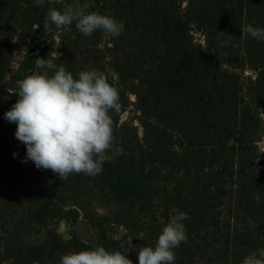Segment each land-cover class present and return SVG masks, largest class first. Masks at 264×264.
Here are the masks:
<instances>
[{"label":"trees","instance_id":"obj_1","mask_svg":"<svg viewBox=\"0 0 264 264\" xmlns=\"http://www.w3.org/2000/svg\"><path fill=\"white\" fill-rule=\"evenodd\" d=\"M77 2L82 4L85 0H66L68 5ZM14 5L13 0L0 3V29L4 22L14 19ZM111 8L113 11L109 16L122 23L124 31L116 37L117 42L112 48H106L108 56L89 41L90 37L77 30L74 21L70 25L75 27L72 31L78 40L87 44L66 48L64 55L54 59V63L63 65L74 78H78L76 74L80 71L104 72L109 83L119 89V106L130 104L139 112L142 143L136 137L114 135V147L122 148L118 154L129 157L127 161L131 165L134 160L141 167H158L164 172L178 165L215 168L210 188L192 191L196 193L192 207L178 198L181 191L188 199L190 191L180 184V188L177 186L179 196H175V201L183 205L184 213L192 216L211 211V215L209 222L203 224L204 229H187V241L177 249L175 264H241L243 258L260 245L254 240L255 236H264V181L260 187L261 181L256 178L250 185L245 184V178L254 170L250 164L254 160L253 152L257 150L254 147L257 131L252 122L254 115L243 105L240 96L237 68L241 56L227 43L218 40L228 33L230 23L237 20L242 10L247 14L248 24L251 21L254 26L264 25V0H187L184 9H180L181 0H112ZM190 22L201 27L204 47L193 44L190 39L187 29ZM38 41L32 35L30 52L38 48L40 55H45L47 49L40 47ZM252 47L255 57L264 61V41L257 40ZM8 62L6 47L0 42V79ZM34 64L33 55H26L21 64V75L33 74ZM130 91H133L134 102L126 96ZM11 103L0 99V121L5 107L12 106ZM153 142L159 146L156 152L150 147ZM12 153L7 136L0 133V164ZM257 162L264 166V154ZM123 165L105 162L102 173L86 175V181L108 183L106 187L96 188L101 197L125 202L127 206L138 204L140 210L141 201L145 202L150 194L156 193L158 184H145ZM8 179L13 184L17 177L10 174ZM30 179V184L36 181V186L31 190L26 185L24 192L31 191L34 195L30 199L34 202L32 206L18 213L11 212L19 215L0 223V229L5 225L9 234L6 239L0 237V264L5 259H13L16 264H60L65 254L91 250L90 246L77 240L65 242L49 230L61 212L57 201L62 195L54 176L44 173L43 168H36ZM42 181L49 185L47 192L39 184ZM166 186H160L162 192ZM177 187L174 186L172 191H177ZM253 189L257 191V203L250 192ZM223 202L229 205L224 214L214 206L218 203L217 207H220ZM249 221H255L256 226H249ZM26 231L44 232V244L32 247L22 243ZM191 233H194L193 238L189 236ZM229 246L234 252L228 253ZM131 255L133 264H138L137 255Z\"/></svg>","mask_w":264,"mask_h":264},{"label":"rangeland","instance_id":"obj_2","mask_svg":"<svg viewBox=\"0 0 264 264\" xmlns=\"http://www.w3.org/2000/svg\"><path fill=\"white\" fill-rule=\"evenodd\" d=\"M4 1L0 0V3ZM13 1L15 3L13 9L14 19L9 22H4L0 29V42L4 44L9 55L8 68L0 79V99L6 100V103L13 102L14 104L19 98L16 82L25 78V76L21 75L20 68L26 59V55H33L35 60L38 58L50 59L52 57L49 54L56 52L58 57H61L64 55L66 48L70 49L73 46L83 47L87 43L77 39L78 37L72 31L75 29L74 26H66L61 30H57L53 25L52 31H44L43 25L46 22L48 10L50 8L63 10L64 5L53 3L51 0H45L42 6H37L35 0ZM90 4L89 12L96 11L100 14L109 15L113 11V8H111L112 0H90ZM186 4L187 0H181L180 9H184ZM246 15L245 10H242L241 15L237 16V20L230 23L228 33L223 36L222 40H218V42L222 44L227 43L228 46H231L241 56V64L237 68L241 84L240 96L243 100V105L251 109L254 115L252 122L255 125L253 127L257 131L256 136H254V147L256 146L257 150L255 153L253 152L254 160L250 164V168L254 167V170L245 178V184L250 185L251 181L253 182L256 178L261 181L258 183V187H260L264 181V166L257 164V160L261 154H264V61H261L259 57L256 58L253 53L252 46L256 44L257 40L242 31L243 27L248 24ZM249 24L253 25V22L250 21ZM254 27L264 28V25L260 23ZM187 29L193 44L204 47L205 36L201 27L196 22H190L187 24ZM36 30L37 35H34ZM32 35L33 37L36 36V39L39 40L37 44L40 47H46L47 53L45 55L41 56L38 48L30 52V39ZM117 39L102 30H97L90 36L89 41L94 42L96 48H99L101 52L108 56L106 48H112L114 42H117ZM90 47L94 48L93 45H90ZM34 65V73L44 71V69H38L36 63ZM51 72L49 70V73ZM132 92L130 91L126 94L130 102H134L135 100ZM11 107V105L7 106L5 110L8 111ZM109 115L113 121V135L118 134L119 136H128L129 138L136 137L142 143L143 128L138 121L139 112L132 105L128 104L125 107L118 105L116 109L109 112ZM2 118L0 121V133L7 136L8 144L12 148L13 153L7 155V161H1L2 163L0 164V223L2 221H10L14 216L17 217L19 215L16 213L21 209L32 206L34 202L30 199L34 195L30 194L32 193L31 191L29 193L24 192V186L29 185L31 190L36 186V181L30 184V176L34 169H36L35 164L31 160L24 162L26 159V146L15 137L17 125L14 122L5 120L3 115ZM172 140L174 142L176 139L173 137ZM175 145L177 146V143ZM151 146L154 148L153 152H156L159 148L154 142ZM14 153L15 155H13ZM128 159L129 157L116 154L113 159L106 161V163L116 164L118 166L124 164L125 170H128V172L143 180L145 184H158V186L156 185V193L150 194L145 202L141 201L140 210H138V204L127 206L125 202H119L116 199L106 198L104 196L101 197L96 188L106 187L108 183L99 182L95 184L92 181H86V175L83 173L73 174L67 181H62L50 169H44V173L49 174V176H54L57 182L56 184L59 187V193L62 195L58 197L57 201L59 202L57 205L61 206L60 215L48 227L49 230L56 232L65 242L77 240L87 244L92 249L96 246H103L108 252L110 249H113V252H123L125 249H128L126 255L131 259V254L133 256L138 255L137 251L141 247H155L158 236L161 234L163 227L169 222L170 217L184 212L183 205H179L175 201V196H179L177 194L179 184L187 188L191 195L186 199L185 193H181L180 191L178 198H180V201L184 200L188 204V207H192L195 202L192 198L196 195L192 191H197L200 188H210L209 186L213 180L212 174L215 171L214 167L188 168L178 165L176 168L164 172L158 167L156 169L141 167L134 160L131 161L133 164L131 165L127 161ZM3 165L5 167L2 168L1 166ZM9 173L17 177V180H13V184L8 179ZM164 179L169 181L166 182ZM43 183L42 181L39 184L43 187V191L47 192L49 185ZM163 184L167 185L164 192L160 189V186ZM15 185L17 188L14 187ZM174 186H178L175 192L172 191ZM250 192L253 200L255 198V202L257 203L258 198L255 197L257 191L253 189ZM212 202L210 205H213ZM217 202H220V200L218 199ZM231 203L230 206L232 205ZM214 206L215 208L221 209L224 214L225 209L227 210L229 205L228 202L225 204L223 202L220 207H217L218 203H215ZM11 212L16 213L13 215ZM210 215L211 211L208 213L203 211L200 215L196 213L192 216L188 215L189 218L182 221L185 230H195L196 228L204 229L203 224L209 222L208 216ZM251 215L254 216L253 212ZM78 219L85 222L90 234L86 239H82L72 229V225ZM256 224L255 221H249L248 223L249 226L253 227ZM6 230L7 227L3 225L0 229L1 239L8 237L9 234ZM27 232L22 239V243L32 247H39L44 244V232L38 234L31 231ZM140 232L146 234L143 239L138 238ZM193 235L194 233H191L189 235L190 238H193ZM254 240L260 242L256 250L264 248V236H255ZM177 249H174V253L177 252ZM230 252H234L232 247L228 249V253ZM3 264L16 263L13 259H5Z\"/></svg>","mask_w":264,"mask_h":264},{"label":"clouds","instance_id":"obj_3","mask_svg":"<svg viewBox=\"0 0 264 264\" xmlns=\"http://www.w3.org/2000/svg\"><path fill=\"white\" fill-rule=\"evenodd\" d=\"M51 2L64 7L48 10L44 31H52L53 25L61 30L74 21L77 30L88 37L97 30L113 37L124 31V25L111 16L87 11L91 7L87 0L75 5L65 4V0ZM44 3L45 0H35L37 6ZM242 31L264 41V28L246 24ZM49 56L52 59L35 60L36 67L44 69L43 72L16 82L19 98L4 113V119L17 125L15 137L26 146L24 162L31 160L37 169H50L62 181L73 174H101L103 164L122 152V148L114 147L113 121L109 115L119 105V89L98 70L80 71L76 74L78 78H74L63 65L54 63L59 58L56 52ZM188 218L184 212L170 217L155 247L144 246L137 251L138 264H175L174 249L187 241L182 221ZM145 235L140 232L138 238ZM127 251L110 253L103 246H96L65 254L60 264H133ZM241 264H264V248L246 255Z\"/></svg>","mask_w":264,"mask_h":264},{"label":"water","instance_id":"obj_4","mask_svg":"<svg viewBox=\"0 0 264 264\" xmlns=\"http://www.w3.org/2000/svg\"><path fill=\"white\" fill-rule=\"evenodd\" d=\"M72 229L77 232V234L82 238V239H86L89 237V232L87 230L86 224L85 222H83L82 220L78 219L74 222V224L72 225Z\"/></svg>","mask_w":264,"mask_h":264}]
</instances>
